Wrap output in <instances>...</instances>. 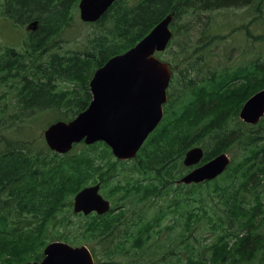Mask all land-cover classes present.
I'll list each match as a JSON object with an SVG mask.
<instances>
[{"label":"trees","instance_id":"16d2710c","mask_svg":"<svg viewBox=\"0 0 264 264\" xmlns=\"http://www.w3.org/2000/svg\"><path fill=\"white\" fill-rule=\"evenodd\" d=\"M6 1L4 8L6 16L13 17V20H19L21 23H24L20 20L22 16L31 19L33 18L30 16L31 13L34 15L39 13L30 8L31 4H35L33 7L36 8L44 3L42 0ZM212 1L118 0L100 19L101 22L103 21L107 33L103 36L102 42H97L96 50L97 46L101 49L95 58V68L104 64L111 56L123 53L132 47L170 12H174L172 25L194 10L209 11L231 5L234 7V5L264 4V0ZM51 7V1L46 0V8L50 9ZM39 8V10L44 9V14L47 13L46 8ZM55 16L49 14L46 22H50ZM39 17L37 16L35 19H39ZM39 20L41 21L42 18L40 17ZM48 34V32L42 33L38 42L32 45L33 49H40ZM91 55L90 53L86 54L87 58ZM78 58V56L72 57L71 69L69 66L63 68V72L69 75V77H65L67 79L58 75L57 65L52 63L54 76L62 77L70 82L75 81L77 77L74 75L77 73L74 71L78 67ZM22 68L16 54L0 56V79L7 76L15 77L24 84L20 90L17 89L18 101L21 99L19 102H22L25 108H30L32 115L42 117L46 113H56L55 118L46 122V126L55 121L71 119L67 115L70 111H62L64 108L62 100L68 98V93L53 92V79L47 74L43 77L45 82L36 85L37 81H31L26 76L22 77L20 74ZM257 70L264 77V66H258ZM208 82H215V78H209ZM171 85H173L172 80ZM215 85L216 87L209 90L202 84L198 86V89L206 91L209 96L221 87L220 82H216ZM191 86L188 85L185 88L197 90V87L191 88ZM89 100L90 94L86 85L84 93L77 102L79 111L88 105ZM173 102L167 104L162 122L150 135L149 140L136 157L142 169L154 172L157 181L174 178L176 170L181 167L182 155L188 148L196 144L208 148L209 143L217 140L219 149H223L227 144L231 146L235 141L236 133L235 130L228 129L229 121L236 120L237 112L242 104L240 103L230 112V109L226 107L214 109L209 104L211 103L209 100L206 109L198 115L196 120L189 123L185 117V108L180 107L175 99ZM168 106H171V110L168 109ZM226 115H229V121L226 120L223 128L225 135L232 137L228 139V143L223 141V136L219 134L218 128L219 121ZM12 132L15 135L28 134L26 125ZM229 141L231 142L229 143ZM0 142H2L0 145V264H23L27 261L38 260L41 257L42 248L48 241L65 239L61 232L55 234L53 231H56L59 225L64 224L62 222L64 217L60 215V212L66 211L71 206V197L75 193L97 181H102L104 185L107 179L112 178L105 174L116 172L117 167L123 169L122 173L125 174L124 163L114 160L109 149L101 142L90 146L74 145L72 150L64 155L51 152L45 145L41 150L36 149L28 137L22 140L1 139ZM77 147L80 148L76 150ZM91 148L100 149L103 153L109 154L110 165L93 163V160L84 154L85 150ZM210 153L206 151L204 161H207L216 152ZM248 178L244 174L240 179H230L229 185L218 192L221 202L214 211H208L212 207L207 209L205 205H202L197 215L193 212L188 213L186 226L189 231L206 217L212 218L209 222H205L209 226V230L216 232L210 240L209 251L205 250L206 254H202L203 250L199 255L191 253L187 257L176 254V258L180 259L178 262L181 261L183 264H227L228 262V264H234L240 261V264H255V262L264 264V256L260 255L263 247L261 235H255L252 231L260 211L258 209L253 211L252 208L247 207L248 202L243 200L246 197L243 190ZM180 187L182 186L180 185ZM113 188L107 193V196L114 197L113 209L104 215L85 217L88 219L85 226L77 228L73 235L75 237L77 234H81V237L76 242L73 239L71 241L77 244H87L94 256L98 251L95 247H98L100 255L107 257L105 261L101 262L102 264H118V261L122 259L128 261L131 254L135 258L136 264H146L149 255L144 259L141 258L139 252L146 250L144 244L151 238L157 244L153 251L161 253V220L156 218L157 223L150 224L149 229H145L142 233H131L136 231V224L131 228L129 221L132 216L127 215L126 209L121 210L117 201L123 200L120 196H126L128 197L126 200L131 205L138 204L137 197L132 195L143 192V186L138 187L136 181L128 178L123 185ZM115 194L119 195V198ZM200 199L205 202L209 200V196H206L205 193V196ZM116 208L120 209L119 213L114 212ZM140 220L142 223L146 221L143 215L140 216ZM255 257H257L256 260H254Z\"/></svg>","mask_w":264,"mask_h":264},{"label":"rangeland","instance_id":"374dc122","mask_svg":"<svg viewBox=\"0 0 264 264\" xmlns=\"http://www.w3.org/2000/svg\"><path fill=\"white\" fill-rule=\"evenodd\" d=\"M52 7L46 8V0H42L39 7L46 8L39 10L34 8L35 4H31L33 11L39 12L33 18L26 19L22 16L20 20L26 22L40 16V28L38 31L30 32L25 29L26 23L18 24V28L10 21L11 17L4 15L6 0H0V56L8 54H16L23 66L20 74L27 78L37 81L42 75H49L53 79V92H67V99L62 100L63 110L70 111L68 116L73 118L79 111L78 100L88 85L90 71L95 64V58L99 55L101 47L96 45L97 42L103 41V36L107 33L104 23L86 24L80 21L77 3L78 0H50ZM203 2V0H198ZM211 2H213L211 0ZM215 6V5H211ZM50 7V6H47ZM224 7V6H223ZM41 11V12H40ZM6 14V13H5ZM49 14L56 15L50 22L47 21ZM39 17V19H40ZM108 18V17H107ZM106 18V19H107ZM19 21V20H18ZM13 24V26L11 25ZM174 36L168 44L166 50L159 54L163 60H167L174 67V86H188L195 83L198 86L207 83L208 78H215V82H220L221 87L209 95L206 99L211 100L210 105L214 109L226 107L230 112L239 105L246 96L252 91L264 87V77L258 72V66H264V4L257 5L254 3L250 6L231 5L230 7L217 8L214 10H194L188 16L178 19L172 24ZM48 32L46 42L40 49H33L32 45L36 44L39 36ZM208 35V37H206ZM36 38V39H35ZM92 54L87 58L86 54ZM78 56V67L74 71L77 79L73 82L64 80L69 75L63 72V68L69 66L72 68V57ZM51 63L57 65L58 75L54 76V70ZM62 65V67H61ZM49 68V69H47ZM234 74L235 83L226 84L230 76ZM67 79V78H65ZM22 83L19 80L10 77L0 79V140L2 139H18L22 140L28 137L36 149H40L45 145L42 132L46 126V122L55 118L56 113L50 112L42 117L32 115L30 108L23 106L21 99L17 98V89L20 90ZM217 98V99H214ZM200 100V99H198ZM70 109V110H69ZM199 114L193 116L196 120ZM226 120L229 121V115L219 121V134L222 135L223 141L228 143V139L232 138L225 135L224 125ZM26 125L27 135H15L12 131ZM234 120L229 121V127H236ZM2 142H0L1 145ZM226 146H229L228 144ZM80 147H77L79 149ZM206 148V147H205ZM231 148V149H230ZM227 152L232 163L229 164L225 172L205 185L202 189L185 188L183 190L176 189L177 196H164L168 191L175 188V185L169 189H160L156 197L152 201L144 202L143 206L153 208L147 212L143 208V218L146 221L141 222L142 204H134L131 220L129 224L131 228L136 224V231L131 233H142L145 229H149L150 224H156L157 220H162V228H167L161 235L160 243L162 244L161 253L153 251L157 244L153 238L144 244L146 250L139 252L141 258L149 255L146 264H183L178 262L176 254L187 257L194 253L199 255L206 254L209 251L210 240L214 237V233L209 230V226L205 222H209L212 218H204L194 229L188 232L181 231V226L175 221L180 218L182 210L186 209L190 201L188 196L192 192L198 190L203 191L209 200L205 201L208 211H214L215 207L220 205L221 197L219 191L229 185L230 179L234 174L241 177L243 173L249 171L248 176L252 178L251 183H247L248 193L243 199L248 202V206L253 211H260L259 217L252 227L255 235H261L263 247L260 255L264 256V118L254 127H241V137L236 140L235 145L230 147ZM217 140L209 143L206 150L208 152H217ZM210 153V154H211ZM84 154L89 156L93 163H109V154L103 153L100 149L91 148L85 150ZM250 159V164L246 165ZM254 159V160H253ZM130 164H126L124 168H128ZM250 168V170H249ZM123 169L117 167L116 172H108L105 175L111 176L112 180L108 181L101 190V195L112 189L113 184L120 182L122 185L126 178H129V172L123 175ZM183 173L181 168L176 170V177ZM137 181L149 180V175L131 174ZM252 175V177H251ZM141 176L145 177L144 179ZM175 178V177H174ZM152 179V178H151ZM97 180V178H96ZM168 179L165 184L169 187ZM152 184V183H150ZM158 186L157 183H153ZM149 185V184H148ZM154 186L151 188L153 189ZM159 187V186H158ZM113 199L111 196H108ZM114 200V199H113ZM178 209H174V208ZM131 213H128L130 215ZM219 212L217 211V215ZM60 215L64 217V227L61 229L62 236H66L67 240H76L81 234L73 235L76 229L84 227L87 218L77 216L72 212L71 206L66 211H61ZM157 218V220H156ZM214 218V217H213ZM53 232H56L55 230ZM235 232V231H233ZM63 238V237H62ZM85 242V241H84ZM94 243V241H92ZM72 244V243H71ZM97 244V243H94ZM77 245V244H72ZM87 246V244H86ZM91 248H94L91 246ZM97 248L95 257L97 264H102L107 257L100 255V249ZM255 257L254 260H256ZM180 260V259H179ZM136 264L135 258L130 256L128 261L123 259L118 264ZM229 263V262H228ZM227 263V264H228ZM240 264V261L234 263ZM255 264H263L257 263Z\"/></svg>","mask_w":264,"mask_h":264},{"label":"water","instance_id":"95a60500","mask_svg":"<svg viewBox=\"0 0 264 264\" xmlns=\"http://www.w3.org/2000/svg\"><path fill=\"white\" fill-rule=\"evenodd\" d=\"M114 0H80L79 17L83 22L100 18ZM172 14L162 18L135 46L123 54L111 57L98 68L89 82L91 100L87 108L68 122L57 121L43 131L47 148L64 154L72 145L104 142L118 159H129L161 118V103L169 79L167 64L154 53L163 51L171 39L169 25ZM38 21L27 30L35 31ZM264 115V89L249 98L239 117L255 124ZM203 155L199 147L185 153L183 164H197ZM229 164L220 154L185 175V184L211 180ZM99 185L81 189L74 197L72 209L84 215L94 211L102 214L109 204L98 194ZM40 263L25 264H94L86 246L73 247L63 242H51L44 248Z\"/></svg>","mask_w":264,"mask_h":264},{"label":"flooded vegetation","instance_id":"af4514ba","mask_svg":"<svg viewBox=\"0 0 264 264\" xmlns=\"http://www.w3.org/2000/svg\"><path fill=\"white\" fill-rule=\"evenodd\" d=\"M4 15H6L5 13H4ZM32 20H37V19H32ZM32 20H30V21H32ZM10 21L15 25V28H18V24H20L21 22L20 21H18V20H13V19H11L10 18ZM39 22V21H38ZM21 24H23V23H21ZM38 29V28H37ZM119 211V210H118Z\"/></svg>","mask_w":264,"mask_h":264},{"label":"bare ground","instance_id":"6f19581e","mask_svg":"<svg viewBox=\"0 0 264 264\" xmlns=\"http://www.w3.org/2000/svg\"><path fill=\"white\" fill-rule=\"evenodd\" d=\"M36 39V38H35ZM74 61V60H73ZM62 66V65H61ZM13 70V69H12ZM23 77V76H22Z\"/></svg>","mask_w":264,"mask_h":264}]
</instances>
